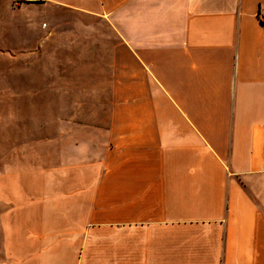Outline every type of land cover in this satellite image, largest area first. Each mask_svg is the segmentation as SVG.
Instances as JSON below:
<instances>
[{"label": "crops", "instance_id": "crops-1", "mask_svg": "<svg viewBox=\"0 0 264 264\" xmlns=\"http://www.w3.org/2000/svg\"><path fill=\"white\" fill-rule=\"evenodd\" d=\"M60 12L109 121L57 115L56 164L2 162L0 264H264V0H0L49 35Z\"/></svg>", "mask_w": 264, "mask_h": 264}, {"label": "rangeland", "instance_id": "rangeland-1", "mask_svg": "<svg viewBox=\"0 0 264 264\" xmlns=\"http://www.w3.org/2000/svg\"><path fill=\"white\" fill-rule=\"evenodd\" d=\"M49 17H0V169L4 161L27 167L56 164L61 149L56 141L57 115L66 121L96 123L101 130L109 121L107 82L85 80L89 74L99 72H103L104 80L107 76L106 68L89 63L90 51L85 49L89 44L77 33L82 19L60 12L56 16L57 27L64 31L49 35ZM93 23L99 24L97 20L87 22ZM98 53L95 50V56ZM17 113L26 118V135L25 139L17 135L15 145L10 146L8 143L12 142L6 139L2 143L1 136L5 120L18 117ZM5 125L8 131V123ZM10 134H14L13 129Z\"/></svg>", "mask_w": 264, "mask_h": 264}]
</instances>
